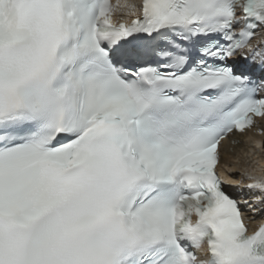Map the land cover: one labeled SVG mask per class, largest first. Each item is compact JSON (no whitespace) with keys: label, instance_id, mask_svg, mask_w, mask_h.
I'll return each instance as SVG.
<instances>
[{"label":"snow or ice","instance_id":"snow-or-ice-1","mask_svg":"<svg viewBox=\"0 0 264 264\" xmlns=\"http://www.w3.org/2000/svg\"><path fill=\"white\" fill-rule=\"evenodd\" d=\"M256 117L264 0H0V264H264L217 173Z\"/></svg>","mask_w":264,"mask_h":264},{"label":"bare ground","instance_id":"bare-ground-1","mask_svg":"<svg viewBox=\"0 0 264 264\" xmlns=\"http://www.w3.org/2000/svg\"><path fill=\"white\" fill-rule=\"evenodd\" d=\"M260 140H262V135L257 137L255 143L258 145L261 142ZM252 159H254V161L257 162V165L256 167H252L253 171L250 172V174L251 175H253V173L261 174L262 171H264V140H263V144L259 148H254ZM249 197L252 198L253 196L250 195ZM255 209L259 210V207L257 206V208ZM257 215L259 217H262V214H260L259 211H257Z\"/></svg>","mask_w":264,"mask_h":264}]
</instances>
